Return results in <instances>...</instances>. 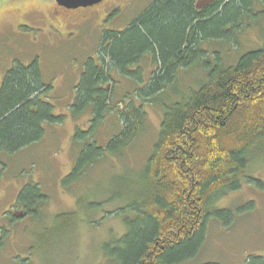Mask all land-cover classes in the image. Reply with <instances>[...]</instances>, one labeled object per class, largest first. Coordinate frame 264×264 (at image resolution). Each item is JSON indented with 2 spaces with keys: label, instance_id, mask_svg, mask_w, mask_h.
I'll use <instances>...</instances> for the list:
<instances>
[{
  "label": "trees",
  "instance_id": "obj_1",
  "mask_svg": "<svg viewBox=\"0 0 264 264\" xmlns=\"http://www.w3.org/2000/svg\"><path fill=\"white\" fill-rule=\"evenodd\" d=\"M199 2L154 0L124 31L104 32L76 87L71 109L76 115L90 113L91 125L87 131L76 129L73 141L80 153L61 187L87 213L102 205L93 200L101 191L110 201L123 202L114 214L126 232L103 246L107 253L116 246L109 253L111 264H184L202 249L212 220L226 227L234 220L232 210L215 207L219 201L244 183L264 190V183L250 174L264 161V0H211L204 7ZM255 26L262 39L255 49L229 66L214 51L216 64H211L207 43L242 49L241 39ZM147 56L156 69L145 82L141 69L131 72L129 67ZM199 65L207 72L200 88L168 99L170 93L179 94V73ZM113 71L137 82L135 99L122 111L113 105L109 88L117 84ZM52 90L43 83L37 61L15 63L7 72L0 88V154L13 156L36 145L45 138L46 125L63 123L65 117L56 116L48 102ZM148 104L163 112L148 157L137 168L124 167L122 176L112 173L80 193L97 163L125 157L133 148ZM114 109L120 132L101 146L97 131ZM130 170L136 173L133 181L125 176ZM49 201L31 181L18 194L17 207L24 209L23 218L40 220ZM55 219L57 234L63 236L73 231L78 214ZM246 264H264V258L252 256Z\"/></svg>",
  "mask_w": 264,
  "mask_h": 264
},
{
  "label": "rangeland",
  "instance_id": "obj_2",
  "mask_svg": "<svg viewBox=\"0 0 264 264\" xmlns=\"http://www.w3.org/2000/svg\"><path fill=\"white\" fill-rule=\"evenodd\" d=\"M154 0H104L91 8L68 10L55 0H0V88L15 63L24 66L37 61L42 81L53 88L48 102L56 116H64L62 124L46 125L45 138L13 156L0 154V264H111L104 244L119 240L126 232L114 214L121 201H110L98 192L93 200L102 203L90 212L78 210L77 197L62 190L61 180L69 175L80 150L73 136L76 129L90 128V113L76 115L71 106L76 101V87L86 73L89 58L94 57L104 32L124 31L128 25L150 7ZM202 3L207 0H200ZM264 28V23H261ZM260 30L252 28L241 39L242 49L217 42L207 43L211 64H216L214 51L219 52L226 66L234 65L244 52L256 48ZM253 48V49H252ZM141 69L145 82L156 69L151 57L143 59L129 70ZM202 65L179 73V94L170 93V100L180 99L192 87L200 88L206 78ZM117 84L113 105L124 110L130 98L135 99L137 82L113 71ZM165 97V98H166ZM147 116L141 135L125 157L109 158L90 169V178L80 188L88 193L95 184L103 183L112 173L121 174L124 167L137 168L151 152L158 139L162 110L159 105H146ZM117 110L107 116L99 127L96 139L101 146L120 132ZM135 170L125 175L131 181ZM251 176L264 183V161L257 162ZM40 185L49 196L40 220L23 218L24 209L17 207V197L29 182ZM90 199V202H93ZM217 209H229L234 220L229 227L219 220L211 221L207 239L198 255L184 264H246L252 256L264 258V190L244 183L241 190L229 193L219 201ZM62 213H77L78 221L71 233L57 234L55 217ZM39 219V218H38Z\"/></svg>",
  "mask_w": 264,
  "mask_h": 264
},
{
  "label": "water",
  "instance_id": "obj_3",
  "mask_svg": "<svg viewBox=\"0 0 264 264\" xmlns=\"http://www.w3.org/2000/svg\"><path fill=\"white\" fill-rule=\"evenodd\" d=\"M104 0H55L58 6L68 10L91 8L100 5Z\"/></svg>",
  "mask_w": 264,
  "mask_h": 264
},
{
  "label": "flooded vegetation",
  "instance_id": "obj_4",
  "mask_svg": "<svg viewBox=\"0 0 264 264\" xmlns=\"http://www.w3.org/2000/svg\"><path fill=\"white\" fill-rule=\"evenodd\" d=\"M210 1H211V0H207V1H205V2L202 1V3H200V2H201V1H200V2H199V3H200V4H199V7H202V6L204 7V6H206Z\"/></svg>",
  "mask_w": 264,
  "mask_h": 264
}]
</instances>
